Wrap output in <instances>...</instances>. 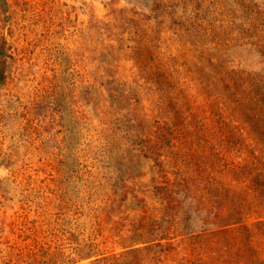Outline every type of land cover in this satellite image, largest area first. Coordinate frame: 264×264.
<instances>
[{
	"label": "rangeland",
	"instance_id": "obj_1",
	"mask_svg": "<svg viewBox=\"0 0 264 264\" xmlns=\"http://www.w3.org/2000/svg\"><path fill=\"white\" fill-rule=\"evenodd\" d=\"M0 264H264V0H0Z\"/></svg>",
	"mask_w": 264,
	"mask_h": 264
}]
</instances>
